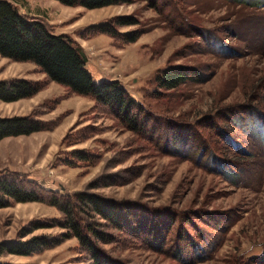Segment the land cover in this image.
Masks as SVG:
<instances>
[{"label": "rangeland", "instance_id": "rangeland-1", "mask_svg": "<svg viewBox=\"0 0 264 264\" xmlns=\"http://www.w3.org/2000/svg\"><path fill=\"white\" fill-rule=\"evenodd\" d=\"M11 1L69 35L94 80H117L158 120L152 131L134 132L90 97L49 80L33 62L0 56V78L42 82L34 96L0 100V115L35 110L52 121L49 129L0 138V171L68 194L102 176L104 184L90 190L137 204L136 219L150 213L146 223L166 233L160 249L131 235L100 243L122 264H264V0H128L93 8ZM114 14L137 20L118 31L143 32L127 42L88 29ZM167 65L196 75L171 88L157 86L155 73ZM169 121L180 140L166 136ZM75 148L89 158L73 156ZM59 215L42 201H10L0 207V241L55 233L58 226L21 230ZM183 233L196 242L211 240L210 254L194 261L191 247L177 257ZM83 255L69 237L37 252L2 251L0 260L90 264Z\"/></svg>", "mask_w": 264, "mask_h": 264}, {"label": "trees", "instance_id": "trees-1", "mask_svg": "<svg viewBox=\"0 0 264 264\" xmlns=\"http://www.w3.org/2000/svg\"><path fill=\"white\" fill-rule=\"evenodd\" d=\"M65 5H80L93 8L128 0H57ZM137 20L127 14H114L101 21L91 23V32H103L123 41L135 40L143 29L133 28L118 31L116 26L134 24ZM0 56L17 61H31L46 75L65 86L69 91L90 97L115 117L120 124L134 132L142 129L152 131L157 122L153 114L146 110L117 80H94L85 67V55L80 46L66 33L55 32L49 24L38 15L21 12L11 0H0ZM195 71L182 65H167L157 69L154 80L157 86L171 88L187 77L195 76ZM42 87V82L25 77L11 76L0 78V100L11 101L33 95ZM169 121L167 134L179 138L174 133L175 124ZM171 124V125H170ZM52 121L37 116L35 110L24 114L0 115V138L9 135L28 134L32 131L49 129ZM179 138L178 140H180ZM70 153L78 159L89 158L84 149H71ZM64 163H70L64 159ZM102 176L93 177L85 189L75 190L71 194L61 193L55 189L44 188L14 171H0V207L10 201L37 200L55 206L58 217L45 225L34 220L31 226L21 230L24 234L39 226H58L55 233H39L24 240L0 241L2 251L27 254L51 247L63 239L74 237L78 251L82 252L90 264H122L108 255L100 243H110L117 234L131 235L145 244H155L160 249L166 233H157L158 225L146 223L147 216L138 220L137 204L115 199L90 190L102 185ZM138 218V219H136ZM145 222V223H144ZM152 222V221H151ZM169 226V225H168ZM167 228V225H166ZM118 233H115V232ZM183 243L178 246L176 256L182 258L184 250L192 247L193 260L206 258L214 246L211 240L196 242L183 233ZM153 237V238H151ZM152 239V241H151ZM156 240V243L153 241ZM215 240V245L217 244ZM157 244V245H156ZM205 250L204 254L201 251ZM0 264H15L0 260Z\"/></svg>", "mask_w": 264, "mask_h": 264}, {"label": "crops", "instance_id": "crops-1", "mask_svg": "<svg viewBox=\"0 0 264 264\" xmlns=\"http://www.w3.org/2000/svg\"><path fill=\"white\" fill-rule=\"evenodd\" d=\"M20 11V10H19ZM21 12H24V11H21ZM34 96V95H33ZM20 99H22V98H18V99H16V100H11V101H7V102H10V103H12V102H17L18 100H20Z\"/></svg>", "mask_w": 264, "mask_h": 264}]
</instances>
